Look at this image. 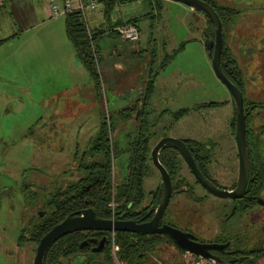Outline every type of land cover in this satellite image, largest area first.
I'll return each mask as SVG.
<instances>
[{"label":"rangeland","instance_id":"374dc122","mask_svg":"<svg viewBox=\"0 0 264 264\" xmlns=\"http://www.w3.org/2000/svg\"><path fill=\"white\" fill-rule=\"evenodd\" d=\"M215 1L237 9L233 19L243 22L244 25H239L242 28L245 19L264 18V0ZM11 2L12 5L6 3L0 10V38L13 32L19 34L0 52V264H32L37 244L19 239L23 229L25 234L29 232L51 194L84 174L81 164H89L92 156H101L103 151L97 147L100 143L96 138L101 120L109 114L117 127L114 135L118 138L117 148L113 144L111 147V151L115 150L112 182L125 176L129 159L124 139L128 133L135 134V126L133 121L119 125L118 111L137 100L138 90L128 87L119 96L112 92L113 79L107 75L113 70L110 68L106 74L103 65L101 97L90 99L89 89L96 94L94 82L75 57L65 30V15L47 18L42 0ZM154 8L146 0H132L117 4L109 21L100 8L87 12V21L90 27H106L117 18L127 20L147 14L139 21V41L126 42L108 34L100 38L103 58L106 63L120 62L126 66L134 59L153 60V71L159 73L151 104L144 108L151 115V143L177 135H197L204 140L205 133L213 134V128H220L219 113L223 109L204 112L203 107L189 109L177 121L172 117L181 108H195L226 96L202 42L204 16L172 0H164L158 17L153 15ZM247 28L254 26L250 24ZM182 43L183 48L178 50ZM58 49L62 52L56 56L54 51ZM177 50L160 69L164 57ZM205 123L209 126L206 129ZM227 176L224 173L220 180ZM159 183L160 173L150 165L143 183L146 195ZM188 207L187 193L174 191L164 220L184 230ZM160 252V264H186L183 253L172 245L162 244ZM69 261L88 264L81 255L71 256ZM259 263L264 264V259Z\"/></svg>","mask_w":264,"mask_h":264},{"label":"flooded vegetation","instance_id":"af4514ba","mask_svg":"<svg viewBox=\"0 0 264 264\" xmlns=\"http://www.w3.org/2000/svg\"><path fill=\"white\" fill-rule=\"evenodd\" d=\"M205 2L214 9L221 21L222 44L219 67L226 79L240 91L242 97L243 155H241L236 140L237 110L235 101L228 88L216 77L215 73L214 76L223 86L226 96L219 100L200 103L195 108L193 106L191 108L184 107L187 109L185 113L175 117L176 111H174L172 117L177 121L189 113V109L199 110L203 107V112L223 109V112L219 113L220 122L222 121L220 128L222 130L213 128V134L209 131L208 135L206 133L205 136L201 135L204 136V140H200V136L197 135L186 137L177 135L175 138L185 143L196 168L207 182L228 191L236 189L239 184V188L235 193V195H239L221 197L213 194L198 181L188 163L171 146H169V150L172 151L175 163L170 172L167 171L171 178L172 193L174 191H184L188 195L189 218L185 229L180 230L191 233L193 241L217 244L215 248L207 249L205 252L215 257L222 264L248 260L259 261L264 259V18L245 19V28L244 26L242 28L239 25H244V23L241 21L237 23L233 19V16L238 13L237 9L220 5L215 0H205ZM211 2L219 7L233 9L234 12L228 15V12L220 11ZM202 16H204L205 23L202 30V42L210 59V53L213 52L214 46L212 45L207 49L204 41L206 38L208 41L214 39V27L207 16ZM229 16L231 18L229 22H226L225 19ZM246 24L248 26L252 24L254 28L248 29ZM208 127L205 123L203 128ZM204 132L202 130V133ZM148 133L151 152L153 146L160 139L151 143L153 132L150 129ZM166 146L168 145L160 148L159 160ZM150 152L149 168L150 165H153ZM241 156H245V165H243L244 159ZM240 159H243L242 163H240ZM240 172L247 175V181L243 187L242 183L239 182ZM224 173H228V176L222 179H226L223 183L220 179ZM128 174L129 170L127 168L122 180L114 183L111 179L112 189L120 188ZM147 197L149 199L144 204ZM160 198L161 183L156 184L154 189L147 192V195L145 192L139 205L135 206L133 202L129 201L125 206V210L121 213L116 212L108 216L106 213L98 214L94 212L95 217L112 221L145 223L153 218ZM171 198L172 194L168 204ZM168 204L160 222L178 228L164 220ZM80 210L82 209L74 210L70 214L77 215ZM65 236H69L76 241L77 249L69 257L81 255L88 264H116L114 259L117 264H160L162 261L160 252L162 244L172 245L178 250L166 235L157 232L140 234L127 231L86 229L75 230L58 238ZM112 239L116 246L114 252L112 251ZM120 255L124 257L121 258ZM69 257L64 258L68 261L63 264H72Z\"/></svg>","mask_w":264,"mask_h":264},{"label":"trees","instance_id":"16d2710c","mask_svg":"<svg viewBox=\"0 0 264 264\" xmlns=\"http://www.w3.org/2000/svg\"><path fill=\"white\" fill-rule=\"evenodd\" d=\"M132 0H102L99 7L105 19L108 21L111 18L112 11L115 6L122 2H128ZM150 4L155 6L153 15L158 17L162 9L163 0H146ZM205 1V0H204ZM208 1V0H206ZM210 1V0H209ZM220 11L228 12V15L233 9L219 7L214 2H211ZM147 14L141 17H146ZM227 17L225 20L229 22ZM133 23L138 31L139 17H132L125 21H116L109 23L108 26L90 27V36L88 35L87 25L83 20L81 14L77 11H73L65 15V30L66 34L71 41L78 58L83 63L84 67L88 71L92 81L94 82V88L97 98L101 97V78L103 67V55L98 44V40L105 34L118 36L114 27L118 24ZM7 39H0L2 44ZM184 43L180 45L178 50H181ZM168 54L164 57V60L160 64L162 69L165 64L170 60L176 52ZM154 70V69H153ZM159 71H150L147 73L143 80V86L141 91L140 100L141 103L135 101L131 106L118 111L119 125L128 124V122H134L135 134L128 133L125 137V148L128 152V170L129 174L125 178L124 183L118 189H112L111 175H112V144L117 148L116 141L118 138L114 136L116 132V125L111 119V114L108 117H103L100 122L98 135L96 140L99 141L102 154L99 158H94L89 164H81L84 174L79 177L73 183H69L64 187H60L55 193L51 194L46 203L43 204V216H38L37 221L32 223L29 232L25 234V229L20 235V240L29 239L35 244L39 239L56 223L60 222L72 211L92 208L94 212L98 214L106 213L108 216L112 214V209L109 203L112 199L115 201L114 213H121L125 210V206L129 201L133 202L135 206L139 205L144 198L143 190V178L146 176L149 168V152H150V136L148 131L150 124L149 112L144 108L149 105L151 95L154 91V82ZM139 112L137 117L136 113ZM187 111L186 108L179 109L175 113V117H178ZM121 122V123H120ZM114 148V147H113ZM161 163L170 172L171 167L175 163L172 155V151L169 150V146L164 147L161 157ZM163 241L161 237V242ZM76 241L71 237H60L53 241L47 248L43 264H63L62 259L69 257L76 251ZM179 250V249H178ZM180 253L183 251L179 250ZM121 258L124 256L120 255ZM228 264H260L257 260H248L242 262H231Z\"/></svg>","mask_w":264,"mask_h":264},{"label":"water","instance_id":"95a60500","mask_svg":"<svg viewBox=\"0 0 264 264\" xmlns=\"http://www.w3.org/2000/svg\"><path fill=\"white\" fill-rule=\"evenodd\" d=\"M175 2H180L189 6L191 9L201 12L203 15L207 16L214 27V39L206 38L204 43L207 49H209L212 45L214 46L213 52L210 53V61L214 73L218 79L230 91L232 98L236 104V140L238 146L240 147L241 155H243V146H244V125H243V114H242V97L240 91L230 83L226 77L222 74L221 69L219 67L220 60V52H221V44H222V34H221V21L214 11V9L203 0H172ZM138 114V111H137ZM171 146L177 150V152L182 156L184 161L188 163L190 168L192 169L194 175L198 179L202 185L206 186L208 190H210L213 194L221 196V197H234L237 188H239V184L237 188L228 191L220 189L211 183L207 182L205 178L201 175L198 168H196L192 157L185 145V143L174 137H163L161 138L151 149L150 156L152 160L153 166L159 171L161 176V198L159 204L157 205L155 214L153 218L145 223H137L136 221H121L116 220L112 221L110 219H99L95 217L94 210L91 208H86L78 211L77 215L69 214L60 222L54 224L38 241L35 254L33 257L32 264H43L44 256L47 248L50 244L55 241L59 236L67 234L69 232L75 230H107V231H127V232H135L140 234H150V233H160L166 235L171 242L181 251L192 253L198 255L200 257L213 259L218 261L215 257L207 254L205 250L215 248L217 244H207L193 241L191 238L193 235L189 232L182 231L178 228H175L168 224H161V217L163 212L168 204L169 198L172 194V185L171 178L169 172L165 168V166L160 162L158 153L162 146ZM244 157L245 156H241ZM242 159V160H243ZM240 159V163H242ZM246 164V160H243V165ZM241 164V167L243 166ZM242 172V169H241ZM240 172V174H241ZM247 181L246 173L240 175L239 182L245 186ZM40 216L43 215L41 211L39 213Z\"/></svg>","mask_w":264,"mask_h":264},{"label":"crops","instance_id":"0c3cea01","mask_svg":"<svg viewBox=\"0 0 264 264\" xmlns=\"http://www.w3.org/2000/svg\"><path fill=\"white\" fill-rule=\"evenodd\" d=\"M163 2H164V0L162 1V3ZM6 3H9V5H12L11 0H2V4L0 5V10L5 8ZM43 4H44V1H43ZM44 8H45V16L47 18H50L48 16V14H47L45 4H44ZM145 18L146 17H144V18L143 17H139V21L144 20ZM120 20L121 21H125L123 19L117 18L114 22L120 21ZM18 35L19 34L17 32H13V33L9 34L8 36L0 38V39H7L2 44H0V52H1L2 48L6 46L5 44L11 42V39L17 38ZM139 39H138V41H139ZM63 47L65 49V47H67V44L64 45ZM72 47H73V45H72ZM73 51L75 52L74 54H75V57L77 58V60L80 62V64L86 70V68L84 67L83 63L78 58L74 47H73ZM61 52H62L61 49H58V50L54 51V54H56V56H59ZM114 53H115V51L113 50L111 52V54L113 55ZM152 61L153 60L148 59V57H146L144 59H134L133 63L130 66H126V65H124V64H122L120 62H117V63L114 62L112 64L106 63V60L104 58L103 59V65L105 66L104 68H105L106 74H109V69L110 68L113 70V73H110L111 75L110 74L107 75V76L111 77V79H113L112 83L110 85V89L112 90V92H115L119 96L121 94H124L125 89H127L128 87H130V89H134L135 91L138 90L136 92V94H137V100L136 101L141 103L140 96H141V91H142V86H143L142 85L143 84V80L145 79L147 73H149L150 71H153V69H154V66H153L154 62H153V64H151ZM86 72L88 73L87 70H86ZM109 80H110V78H109ZM140 82H142V83H140ZM139 85H140V87L138 88ZM90 88H92V87L90 86ZM89 90L91 91L88 94L90 99L95 101L96 98H97L96 94H94L91 89H89ZM152 96H153V93L151 95L149 105L151 104ZM126 107H128V106H125V107L121 106L120 110L124 109ZM148 115L151 116L150 113ZM98 130H99V128H98Z\"/></svg>","mask_w":264,"mask_h":264},{"label":"built area","instance_id":"2783aa9c","mask_svg":"<svg viewBox=\"0 0 264 264\" xmlns=\"http://www.w3.org/2000/svg\"><path fill=\"white\" fill-rule=\"evenodd\" d=\"M47 14L50 18H57L60 15H67L73 11H77L81 14L83 20L87 25L88 35L90 36L89 24L87 21V12L96 11L102 0H43ZM2 0H0V5ZM114 30L118 34L119 38L126 42L135 43L139 39L138 28L133 23L118 24L114 27ZM115 201L109 203L114 213ZM116 246L112 239V251L114 252ZM183 257L186 264H222L213 259L200 257L198 255L184 252Z\"/></svg>","mask_w":264,"mask_h":264}]
</instances>
